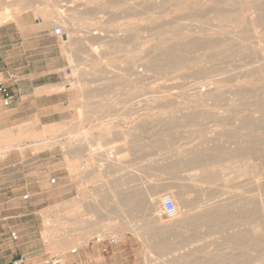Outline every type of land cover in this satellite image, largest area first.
Masks as SVG:
<instances>
[{"label":"rangeland","instance_id":"obj_1","mask_svg":"<svg viewBox=\"0 0 264 264\" xmlns=\"http://www.w3.org/2000/svg\"><path fill=\"white\" fill-rule=\"evenodd\" d=\"M22 12L61 30L77 105L0 122V183L18 191L0 246L131 231L142 264H264V0H0V22ZM43 183L63 184L56 205H32Z\"/></svg>","mask_w":264,"mask_h":264},{"label":"crops","instance_id":"obj_2","mask_svg":"<svg viewBox=\"0 0 264 264\" xmlns=\"http://www.w3.org/2000/svg\"><path fill=\"white\" fill-rule=\"evenodd\" d=\"M53 28L48 22H34L29 12L15 13L11 19L0 22V82L13 95L9 106H4L0 98V122L16 117L35 120L37 125L41 119L51 124L67 120L75 111L76 93L69 86L65 38L54 32ZM24 158L21 156V159ZM7 169V166L1 167L0 171ZM10 186L5 182L0 183L1 239L12 230L7 219L16 215L15 208L18 207V191L6 195ZM38 187L37 190H26L31 197L40 198L33 206H53L62 200L54 198V192L57 190L60 195L63 184L52 188L43 183ZM5 207L10 209L8 213L3 210ZM48 232L45 229V237L49 236ZM125 233L127 236L121 239V246H113L104 240L92 241L87 232L80 230L74 238L67 236L55 254L31 245L17 252L10 246L1 245L0 264H11L15 259L21 260L17 264H44L46 257L58 258L60 264H142V252L136 236L131 231ZM71 245L75 247L71 248Z\"/></svg>","mask_w":264,"mask_h":264},{"label":"built area","instance_id":"obj_3","mask_svg":"<svg viewBox=\"0 0 264 264\" xmlns=\"http://www.w3.org/2000/svg\"><path fill=\"white\" fill-rule=\"evenodd\" d=\"M56 28L57 27L54 26L55 32H56ZM0 98H1V102L4 106H9L12 99H13V95H12L11 91L2 82H0ZM52 181H54V180L52 179ZM23 198L24 199L28 198V195L25 194L23 196ZM160 202L162 205L161 214H164L168 218H174L176 216V208H175V204H174V201L172 200V198L169 195L165 194V195L161 196ZM11 237L13 239H17L16 233H14V232L11 233ZM96 241H100L99 238H97ZM72 251H74V250H72ZM20 261H21L20 259H15L12 261L11 264H17ZM43 263L44 264H60V261L58 258H55V257H46L43 260Z\"/></svg>","mask_w":264,"mask_h":264},{"label":"bare ground","instance_id":"obj_4","mask_svg":"<svg viewBox=\"0 0 264 264\" xmlns=\"http://www.w3.org/2000/svg\"><path fill=\"white\" fill-rule=\"evenodd\" d=\"M227 14V13H226ZM187 44H193V42H190V43H187ZM173 53V52H172ZM0 153H1V151H0ZM171 195V194H170ZM176 208V207H175ZM178 214H179V212H178V210H177V208H176V216L174 217V218H176L177 216H178ZM204 217H205V219H206V221L210 224L212 221H213V218H214V215L212 214V212L211 211H209L207 214H205L204 215ZM249 234H247V233H245V232H242L241 234H240V236L237 234H233V236H232V239L234 240V242H235V240L236 241H238V240H240L241 241V245L244 247V246H247L248 244H252V243H256V245L258 246L259 245V243H258V239H256V240H251L250 238H249V236H248ZM221 257V256H220ZM210 259V261L211 262H213L214 261V259L212 258V257H210L209 258ZM217 261V263L218 264H226V262H224L222 259H220L219 258V260H216Z\"/></svg>","mask_w":264,"mask_h":264},{"label":"water","instance_id":"obj_5","mask_svg":"<svg viewBox=\"0 0 264 264\" xmlns=\"http://www.w3.org/2000/svg\"><path fill=\"white\" fill-rule=\"evenodd\" d=\"M56 33H61V30L59 28H56Z\"/></svg>","mask_w":264,"mask_h":264}]
</instances>
